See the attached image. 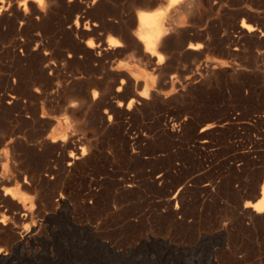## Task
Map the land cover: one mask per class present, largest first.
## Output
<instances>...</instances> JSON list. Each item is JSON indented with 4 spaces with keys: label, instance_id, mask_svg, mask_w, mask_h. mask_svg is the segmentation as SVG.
<instances>
[{
    "label": "rangeland",
    "instance_id": "374dc122",
    "mask_svg": "<svg viewBox=\"0 0 264 264\" xmlns=\"http://www.w3.org/2000/svg\"><path fill=\"white\" fill-rule=\"evenodd\" d=\"M69 1L0 0V264H264V0Z\"/></svg>",
    "mask_w": 264,
    "mask_h": 264
},
{
    "label": "bare ground",
    "instance_id": "6f19581e",
    "mask_svg": "<svg viewBox=\"0 0 264 264\" xmlns=\"http://www.w3.org/2000/svg\"><path fill=\"white\" fill-rule=\"evenodd\" d=\"M71 1V0H70ZM69 1V2H70ZM77 1V0H76ZM92 1V0H91ZM175 1V0H174ZM187 1H189V0H187ZM96 2V1H95ZM151 2V4H150V6H149V9L151 10V6H154V4H155V2H153V0L152 1H150ZM153 2V3H152ZM164 2V1H163ZM173 2V1H172ZM184 2L186 3V1L184 0ZM184 2H182V3H184ZM190 3V2H189ZM36 4V3H35ZM85 4V3H84ZM147 4V3H146ZM158 4V3H157ZM161 4V3H160ZM187 5H192L191 3L190 4H188V2L186 3ZM74 5V4H73ZM90 5V4H89ZM148 5V4H147ZM72 6V5H71ZM169 6V5H168ZM178 6H179V4H178ZM80 7V6H79ZM144 7V6H143ZM69 8V7H68ZM89 8V7H88ZM91 8V7H90ZM94 8V7H93ZM182 8V7H181ZM185 8V10H186V6L184 7ZM184 8H183V10H184ZM190 8V7H189ZM35 9V8H34ZM96 9V8H95ZM103 9V8H102ZM2 10V9H1ZM99 10V9H98ZM165 8L163 9V8H161V7H156L155 9H153V10H151V11H149L148 13H145V14H143V15H140V16H138V28H137V36H136V40H137V42L136 43H134V47L136 46V44L138 43V47H140V45H142V47H143V49H144V53H147L150 57H153L154 55L153 54H155V53H153L154 51H155V49H156V47L160 44V41H161V39H163L164 38V35L166 34V32L164 31V29H163V16H164V13H165ZM83 11V10H82ZM103 11H105V10H103ZM107 11V10H106ZM2 12V11H1ZM188 12V11H187ZM100 13H102V12H100ZM105 13V12H104ZM115 13V12H114ZM43 14V13H42ZM93 14V13H92ZM116 14V13H115ZM74 16V15H73ZM81 17V16H80ZM116 17V16H115ZM118 17V16H117ZM84 18V17H83ZM126 18V17H125ZM136 19V18H135ZM119 21H120V18L118 19ZM126 20V19H125ZM133 20V19H132ZM77 20L75 19V21H73L74 22V25L76 26L77 25V22H76ZM96 21V20H95ZM119 21H118V24H119ZM129 21V20H128ZM101 22H103V21H101ZM101 22H99L100 24H101ZM134 22V21H133ZM136 22V21H135ZM98 23V22H97ZM104 23V22H103ZM116 23V22H115ZM96 24V23H95ZM95 24H93V25H95ZM111 24V23H110ZM124 24V23H123ZM135 24V23H134ZM179 24V23H178ZM182 24H185V21H184V23L182 22ZM99 27H100V25H98ZM102 26V25H101ZM105 26V25H104ZM188 26V25H187ZM94 27V26H93ZM167 27V26H166ZM185 27V26H184ZM241 27H244L243 25H241ZM70 28V27H69ZM102 28V27H101ZM170 28V27H169ZM179 28V27H178ZM177 28V29H178ZM187 28V27H186ZM246 30H247V32H252L254 29L253 28H251V26H246V27H244ZM243 28V29H244ZM70 29H72V28H70ZM258 29V28H257ZM103 30V29H102ZM107 30V29H106ZM125 30V29H124ZM134 30V29H133ZM172 30H173V28H172ZM180 31H181V29H179ZM108 31V30H107ZM170 31V30H169ZM174 31V30H173ZM184 31V30H183ZM182 31V32H183ZM76 32V31H75ZM135 32V31H134ZM186 32V31H185ZM123 33H125V32H123ZM128 33V32H127ZM169 33H171V32H169ZM169 33H167V35L169 34ZM187 33V32H186ZM262 33V32H261ZM260 33V34H261ZM76 33H74V35H75ZM78 34V33H77ZM76 34V35H77ZM98 34V33H97ZM121 34V33H120ZM132 34V33H131ZM174 34V33H173ZM172 34V35H173ZM178 34V33H177ZM182 34H184V33H182ZM188 34V33H187ZM203 34V33H202ZM122 35H124V34H122ZM128 35V34H127ZM166 35V36H167ZM264 35V34H263ZM78 36V35H77ZM125 36V35H124ZM165 36V37H166ZM129 37H130V35H129ZM133 37V36H132ZM163 37V38H162ZM174 37H175V35H174ZM124 38H126V37H124ZM131 38V37H130ZM171 38V37H170ZM98 39V38H97ZM96 39V40H97ZM132 39V38H131ZM135 39V38H134ZM172 39H173V37H172ZM180 39V38H179ZM253 39V38H252ZM133 40V39H132ZM98 41H100V40H98ZM127 41V40H126ZM164 41V40H163ZM178 41V40H177ZM80 42V41H79ZM107 42V41H106ZM129 42V41H128ZM133 42H135V41H133ZM130 44H131V42H129ZM128 43V44H129ZM99 44V45H98ZM97 44V46L98 47H101V46H103L102 44L103 43H101V46H100V43H98ZM106 44V43H105ZM176 44V43H175ZM95 45V44H94ZM125 45H127V43L125 44ZM132 45V44H131ZM131 45H129L128 47L127 46H125V47H127V48H130L131 47ZM161 45V44H160ZM105 46H108L109 48H113V47H116L117 48V46H120V43H119V41L118 42H115L114 40H110V41H108V45H105ZM162 46V45H161ZM188 46V45H187ZM192 46H193V44H192ZM190 47L189 46V48L190 49H192V50H198L199 48H200V46L199 45H196V46H194V47ZM121 47V46H120ZM88 48H91V46H88ZM108 48V49H109ZM115 48V49H116ZM174 48V47H173ZM86 49H87V47H86ZM100 49V48H99ZM105 49V48H104ZM118 49V48H117ZM121 49V48H120ZM131 49V48H130ZM136 49V48H135ZM139 49V48H138ZM170 49V48H169ZM181 49V48H180ZM188 49V48H187ZM91 50V49H90ZM95 50V49H94ZM107 50V49H106ZM119 50V49H118ZM137 50V49H136ZM141 50V49H140ZM140 50H138V51H140ZM186 50V49H185ZM98 51V50H97ZM120 51V50H119ZM179 51V50H178ZM69 52V51H68ZM75 52V51H74ZM79 52V51H78ZM129 52V51H128ZM101 53V52H100ZM110 53V52H109ZM130 53V52H129ZM180 53V52H179ZM94 54V53H93ZM97 54H98V52H97ZM131 54H132V52H131ZM138 54V53H137ZM137 54H135L136 56H137ZM143 54V53H142ZM142 54H141V57H143L144 55H146V54H143V56H142ZM187 54V53H186ZM92 55V54H91ZM98 55H100V54H98ZM120 55V54H119ZM133 55V54H132ZM135 55H133V56H135ZM80 56V55H79ZM86 56V55H85ZM97 56V55H96ZM129 56V55H128ZM89 57V56H88ZM87 57V58H88ZM146 57V56H145ZM70 58V57H69ZM90 58V57H89ZM96 58H98V57H96ZM109 58V57H108ZM111 58V57H110ZM123 59H124V57H122ZM138 57H135V59H137ZM103 59H104V57H103ZM102 59V60H103ZM143 59H145V58H142V60L141 61H143ZM72 60V59H71ZM90 60V59H89ZM94 60V59H93ZM138 60V59H137ZM136 60V61H137ZM152 60H153V58H152ZM100 61H101V59H100ZM160 61V60H159ZM60 62V61H59ZM104 62V61H103ZM140 62V61H139ZM149 62V61H148ZM150 62H152V61H150ZM161 62V61H160ZM127 63V62H126ZM126 63H123V64H126ZM130 63V62H129ZM128 63V64H129ZM145 63V62H144ZM141 64V63H140ZM143 64V63H142ZM157 64V63H156ZM163 64V63H162ZM85 65V64H84ZM96 65V64H95ZM106 64H104V66H105ZM121 65V64H120ZM144 65V64H143ZM148 65V64H147ZM53 66V65H52ZM55 66H57V65H55ZM54 66V67H55ZM103 66V67H104ZM107 66V65H106ZM105 66V67H106ZM59 67V66H58ZM62 67V66H61ZM104 67V68H105ZM145 67H146V65H145ZM150 67H152L151 66V64H150ZM46 68V67H45ZM50 68V67H49ZM60 68V67H59ZM107 68V67H106ZM115 68H117V67H115ZM163 68V67H162ZM47 69V68H46ZM57 69V68H56ZM112 69V68H111ZM118 69H119V67H118ZM125 69V68H124ZM128 69V68H127ZM156 69V68H155ZM160 69V68H159ZM174 69V68H173ZM172 69V70H173ZM121 70V69H120ZM46 71H49V70H46ZM115 71H117V70H115ZM119 71V70H118ZM130 71V70H129ZM132 72H133V70H132ZM125 73V72H124ZM136 73H137V71H136ZM147 73V72H146ZM117 74V73H116ZM138 74V73H137ZM158 74V73H157ZM121 74H119V76H120ZM125 75H128V74H125ZM46 77H49V76H46ZM114 77H115V79H116V76L114 75ZM40 78V77H39ZM54 78V77H53ZM52 78V79H53ZM118 78V77H117ZM120 78V77H119ZM118 78V79H119ZM140 78V77H139ZM138 78V79H139ZM55 79V78H54ZM53 79V80H54ZM124 79V78H123ZM131 79V78H130ZM137 79V78H136ZM141 79H142V77H141ZM164 79H166V78H164ZM47 80V79H46ZM53 80H51V81H53ZM93 80V79H92ZM171 80V79H170ZM113 81V80H112ZM116 81H117V79H116ZM115 81V82H116ZM127 81V80H126ZM131 81V80H130ZM44 82H46V81H44ZM48 82H50V81H48ZM138 82V81H137ZM136 82V83H137ZM114 83V82H113ZM116 84H117V82H116ZM124 84H126V83H124ZM124 84H123V80H120L119 81V85L116 87V92H118V93H120V90L122 89V85L124 86ZM132 84V86L133 85H136V84H134V83H131ZM138 84V83H137ZM140 84V83H139ZM104 86V85H103ZM105 86H107V85H105ZM111 86V85H110ZM128 85H125V87H127ZM138 86V85H137ZM150 86V85H149ZM101 87V86H100ZM112 87V86H111ZM124 87V88H125ZM130 87H131V85H130ZM143 87V86H142ZM42 88V87H41ZM40 88V89H41ZM54 88V87H53ZM52 88V89H53ZM113 88H115V85H114V87H112V90H113ZM44 89V88H43ZM108 89V88H107ZM126 89V88H125ZM115 90V89H114ZM123 90V89H122ZM50 91V90H49ZM101 91H103V90H101ZM131 91V90H130ZM105 92V91H104ZM103 92V93H104ZM42 93V92H41ZM94 93V92H93ZM109 93H110V91H109ZM127 94V93H126ZM133 94V93H132ZM149 94V93H148ZM93 95V94H92ZM102 95H104V94H102ZM106 95V94H105ZM123 95V94H122ZM129 95H131L130 93H129ZM151 95V94H150ZM115 96V95H114ZM125 96V95H124ZM134 96V95H133ZM149 96V95H148ZM88 97V96H87ZM136 97H137V95H136ZM146 97V96H145ZM2 98V97H1ZM9 98H11V97H9ZM92 98H93V96H92ZM101 98H102V96H101ZM135 98V97H134ZM133 98V99H134ZM12 99V98H11ZM133 99H131V100H133ZM146 99V98H145ZM128 100V99H127ZM9 101V100H8ZM95 101V100H94ZM99 101V100H98ZM104 101H106V100H104ZM130 101V100H129ZM135 101V100H134ZM139 101V100H138ZM138 101H136V102H138ZM13 102V101H12ZM69 102V101H68ZM101 103L103 102V101H100ZM139 102H141V100L139 101ZM67 103V102H66ZM71 103V102H70ZM116 103H118V101L116 102ZM121 103V102H120ZM129 103V105L128 106H130V103H131V101L130 102H128ZM11 104V103H10ZM8 105V104H7ZM68 105H69V103H68ZM72 105H73V103H72ZM75 105V104H74ZM115 105V104H114ZM137 105H138V103H137ZM136 105V106H137ZM6 106V105H5ZM99 106H101V105H99ZM103 106H105V104L103 105ZM139 106V105H138ZM18 107H19V105H18ZM73 107V106H72ZM123 107H125V106H123ZM127 107V106H126ZM102 108V107H101ZM112 108V107H111ZM131 108V107H130ZM69 109V108H68ZM119 109V108H118ZM134 110V109H133ZM17 111V110H16ZM38 111V110H37ZM65 111V110H64ZM70 111V110H69ZM97 111V110H96ZM132 111V110H131ZM14 112V111H13ZM63 113V112H62ZM103 113H105V112H103ZM123 113V112H122ZM133 113V112H132ZM31 114V113H30ZM102 114V113H101ZM107 114V113H106ZM128 114H129V112H128ZM34 115V114H33ZM103 115V114H102ZM36 116V115H35ZM189 119V118H188ZM25 120V119H24ZM117 120V119H116ZM59 121V120H58ZM111 121V120H110ZM165 121V120H164ZM171 121V120H170ZM65 122H67V121H65ZM36 123V122H35ZM69 123V122H68ZM181 123V122H180ZM184 123V122H183ZM59 124H60V122H59ZM66 124V123H65ZM103 124V123H102ZM170 124V123H169ZM186 124V123H185ZM2 125V124H1ZM8 125V124H7ZM97 125V124H96ZM111 125V124H110ZM166 125V124H165ZM190 125H192V124H190ZM55 126V125H54ZM60 126V125H59ZM58 126V127H59ZM44 127V126H43ZM49 127V126H48ZM112 127V126H111ZM191 126H189V128H190ZM216 127V126H215ZM67 128V127H66ZM106 128H107V126H106ZM183 128V127H182ZM187 128V127H186ZM196 128V127H195ZM194 128V129H195ZM54 129H56V128H54ZM61 129V128H60ZM59 129V130H60ZM110 129V128H109ZM198 129V128H197ZM46 130V129H45ZM64 130V129H63ZM120 130V129H119ZM185 130V129H184ZM183 130V131H184ZM187 130V129H186ZM204 130V129H203ZM217 130H218V128H217ZM56 131V130H55ZM58 131V130H57ZM61 131V130H60ZM121 131V130H120ZM182 131V132H183ZM213 131V130H212ZM4 132V131H3ZM66 132V131H65ZM69 132H71V131H68V133ZM168 132H169V130H168ZM177 132V131H176ZM188 132V131H187ZM52 133V132H51ZM53 133H55V132H53ZM52 133V134H53ZM58 133H59V131H58ZM67 133V132H66ZM72 133V132H71ZM170 133V132H169ZM51 134V135H52ZM74 134V133H73ZM119 134V133H118ZM166 134V133H165ZM180 134V133H179ZM191 134V133H190ZM189 134V135H190ZM43 135H44V133H43ZM60 135V134H59ZM65 135H67V134H65ZM65 135H64V137H65ZM164 135V134H163ZM188 135V134H187ZM188 135V136H189ZM205 135V134H204ZM63 136V135H62ZM68 136V135H67ZM69 136H70V134H69ZM72 136V135H71ZM108 136V135H107ZM120 136V135H119ZM166 136H167V134H166ZM187 136V137H188ZM198 136H199V134H198ZM54 137V136H53ZM64 137H61L63 140L64 139H66V138H64ZM73 137H76V136H73ZM79 137V136H78ZM181 137V136H180ZM199 137H201V136H199ZM41 138V137H40ZM44 138V137H43ZM71 139H73L72 137H70ZM121 138V137H120ZM166 138V137H165ZM168 138H172V137H168ZM182 138V137H181ZM55 139V138H54ZM77 139V138H76ZM75 138H74V140H76ZM80 139V138H79ZM82 139V138H81ZM163 139V138H162ZM174 139H176V138H174ZM2 140V139H1ZM4 140V139H3ZM11 140V139H10ZM83 140V139H82ZM51 141V140H50ZM69 141V140H68ZM71 141V140H70ZM127 141H129V140H127ZM148 141V140H147ZM79 142V141H78ZM82 142V141H81ZM80 142V143H81ZM85 142V141H84ZM126 142V141H125ZM131 142V141H130ZM3 143V142H2ZM2 143L0 144V145H2ZM7 143V142H6ZM71 143H72V141H71ZM70 143V144H71ZM44 144V143H43ZM48 144H50V143H48ZM48 144H46L47 145V147H48ZM64 144V143H63ZM66 144V143H65ZM69 144V143H68ZM75 144H76V142H75ZM79 144V143H78ZM77 144V145H78ZM59 145V144H58ZM72 145V144H71ZM82 145V144H81ZM125 145H128V144H125ZM45 146V145H44ZM50 146V145H49ZM52 146V145H51ZM65 146V145H64ZM66 146H67V144H66ZM75 146V145H74ZM78 146H80V144L78 145ZM69 147H70V145H69ZM123 147V146H122ZM1 148V147H0ZM67 148V147H66ZM79 148H81V147H79ZM46 149V148H45ZM49 149V148H48ZM124 149V148H123ZM168 150V149H167ZM35 151V150H34ZM57 151V150H56ZM24 152V151H23ZM51 153H52V151H50ZM122 152H124V151H122ZM134 152V151H133ZM135 152H136V150H135ZM1 153H2V150H1ZM32 153V152H31ZM56 153V152H55ZM81 153V152H80ZM125 153H126V151H125ZM42 154V153H41ZM60 154V153H59ZM77 154H78V152H77ZM5 155V154H4ZM6 155H8V154H6ZM23 155V154H22ZM56 155V154H55ZM55 155H54V157H55ZM58 155V154H57ZM75 155V154H74ZM60 156H61V154H60ZM80 156H83V152L80 154ZM89 156V155H88ZM87 156V157H88ZM97 156H99L100 157V155H97ZM122 156H124L123 154H122ZM43 157V156H42ZM57 157V156H56ZM59 157V156H58ZM57 157V158H58ZM91 157V156H90ZM125 157V156H124ZM127 157V156H126ZM136 157V156H135ZM15 158V157H14ZM13 158V159H14ZM70 158H72V160L71 161H69L70 160ZM70 158H69V162H68V166H72V165H75L74 163H75V161L76 160H78L80 157H78V156H75V157H72L71 155H70ZM96 158V157H95ZM129 158V157H128ZM1 159V158H0ZM63 159H64V157H63ZM67 159V158H66ZM126 159V158H125ZM135 159V158H134ZM11 160V159H10ZM65 160V159H64ZM80 160V159H79ZM95 160V159H94ZM101 160V159H100ZM99 160V161H100ZM44 161V160H43ZM56 161V160H55ZM85 161V160H84ZM88 161H90V160H88ZM107 160H105V162H106ZM32 162V161H31ZM62 162H63V160H62ZM67 162V161H66ZM11 163V162H10ZM38 163V162H37ZM90 163H92V162H90ZM104 163V162H103ZM32 164V163H31ZM35 164V163H34ZM52 164V163H51ZM83 164V163H82ZM95 163H93L92 165H94ZM97 165V164H96ZM40 166H41V164H40ZM85 166V165H84ZM14 170H15V167H12ZM50 168H52V167H50ZM68 168V167H67ZM70 168V167H69ZM12 169V170H13ZM20 169V168H19ZM47 169H48V167H47ZM17 170V169H16ZM21 170V169H20ZM50 170V169H49ZM48 170V171H49ZM66 170V169H65ZM74 170V169H73ZM86 170V169H85ZM41 171V170H40ZM57 171V170H56ZM69 171V170H68ZM53 172V171H52ZM64 172V171H63ZM66 172V171H65ZM17 173V172H16ZM51 173V172H50ZM49 173V174H50ZM85 173V172H84ZM52 174V173H51ZM71 174H73V173H71ZM70 174V175H71ZM79 174H81V173H79ZM11 175H12V173H11ZM15 175V174H14ZM17 175V174H16ZM75 175V174H74ZM46 176V175H45ZM19 177H21L20 175H19ZM25 177V176H24ZM72 177V176H71ZM74 177V176H73ZM72 177V178H73ZM23 178V177H22ZM22 178H20V180L22 179ZM52 178V177H51ZM161 178H164V177H161ZM26 180H27V178H26ZM45 180V179H44ZM11 181V180H10ZM14 181V180H13ZM19 181V180H18ZM25 181V180H24ZM3 182V181H2ZM23 182V181H22ZM46 182V181H45ZM157 183V182H156ZM44 184H46V183H44ZM129 184V183H128ZM6 185H8L7 183H6ZM15 185V184H14ZM123 186V185H122ZM125 186V185H124ZM187 186V185H186ZM127 188H130L131 187V185H128V186H126ZM23 188V187H22ZM21 188V189H22ZM34 188V187H33ZM6 189V188H5ZM4 189V190H5ZM26 189V188H25ZM11 190V189H10ZM19 190V189H18ZM205 190H207V189H205ZM15 191V190H14ZM24 191H26V190H24ZM22 192V191H21ZM90 192V191H89ZM88 192V193H89ZM8 193V192H7ZM20 193V192H19ZM12 194V193H11ZM55 194V193H54ZM90 194V193H89ZM89 194H84V195H89ZM21 195V194H20ZM24 195V194H23ZM4 196V195H3ZM25 196V195H24ZM57 196V195H56ZM55 196V197H56ZM91 196V195H90ZM1 197V196H0ZM8 197V196H7ZM10 197V196H9ZM181 197V196H180ZM249 198H252V199H254V198H256V201H254L253 203H248V205H245L244 206V208H242L243 210L240 212V213H237L238 214V218L241 220V222H243V220H245L244 218L245 217H247L248 218V220L251 222V225H252V223H255V225H258V224H256V223H263L264 222V183L262 184V186L259 188V190L257 189V187H256V184H254L253 185V187H252V194H249V196H248ZM258 197V198H257ZM11 198V197H10ZM4 199V198H3ZM3 199H1L2 201H3ZM20 199H22V198H20ZM60 199V198H59ZM251 199V200H252ZM5 201H7L8 202V199L6 200V199H4ZM10 200V199H9ZM1 201V202H2ZM13 201V200H12ZM15 201V200H14ZM13 201V202H14ZM53 201V200H52ZM51 201V202H52ZM60 201V200H59ZM7 202L5 203V204H7ZM50 201H48V203H49ZM3 203H4V201H3ZM55 203V202H54ZM53 204V203H52ZM7 205H9V203L7 204ZM19 205V204H18ZM9 206H11V204L9 205ZM20 206V205H19ZM24 206V205H23ZM17 207V206H16ZM15 207V208H16ZM17 209V208H16ZM23 210H25V209H23ZM176 210V209H175ZM26 213V212H25ZM172 215H174V214H172ZM24 217V216H23ZM26 217H28V216H26ZM23 219V218H22ZM25 220V219H24ZM243 225V224H242ZM245 225V224H244ZM30 228V227H29ZM28 229V228H27ZM26 230V229H25ZM22 233V232H21ZM27 233V232H26ZM24 235V234H23ZM33 236H34V234H33ZM28 237V236H27ZM18 238H20L19 236H18ZM21 240H23L22 238H21ZM25 240V239H24ZM17 241V240H16ZM20 242H22V241H20ZM14 247V246H13ZM1 252V251H0ZM2 256H1V253H0V258H1ZM5 258H7L6 256H5ZM5 258H3V259H5Z\"/></svg>",
    "mask_w": 264,
    "mask_h": 264
},
{
    "label": "crops",
    "instance_id": "0c3cea01",
    "mask_svg": "<svg viewBox=\"0 0 264 264\" xmlns=\"http://www.w3.org/2000/svg\"><path fill=\"white\" fill-rule=\"evenodd\" d=\"M155 6H157V5L154 4V7L152 6V9H151V10L155 9V8H156ZM196 45L201 46L200 43H197V44L195 43V44L193 45V47L196 46ZM187 48H188V49H187ZM186 49H187V50H190V51H193V52H197V51L200 50V48H199L198 50H192V49L189 48V45L186 47ZM146 54H147V53H146ZM148 57H150V56H148ZM153 57H154V56H153ZM153 57H150V58H153Z\"/></svg>",
    "mask_w": 264,
    "mask_h": 264
},
{
    "label": "snow or ice",
    "instance_id": "6c2138e0",
    "mask_svg": "<svg viewBox=\"0 0 264 264\" xmlns=\"http://www.w3.org/2000/svg\"><path fill=\"white\" fill-rule=\"evenodd\" d=\"M41 2H42V0H41Z\"/></svg>",
    "mask_w": 264,
    "mask_h": 264
}]
</instances>
